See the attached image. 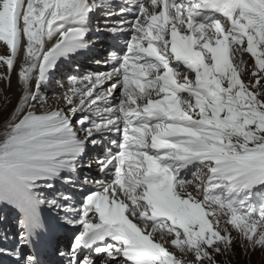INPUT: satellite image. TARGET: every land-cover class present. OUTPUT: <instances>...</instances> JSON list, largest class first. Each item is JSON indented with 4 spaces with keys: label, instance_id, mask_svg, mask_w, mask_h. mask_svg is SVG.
I'll use <instances>...</instances> for the list:
<instances>
[{
    "label": "snow or ice",
    "instance_id": "1",
    "mask_svg": "<svg viewBox=\"0 0 264 264\" xmlns=\"http://www.w3.org/2000/svg\"><path fill=\"white\" fill-rule=\"evenodd\" d=\"M258 251L264 0H0V264Z\"/></svg>",
    "mask_w": 264,
    "mask_h": 264
},
{
    "label": "rangeland",
    "instance_id": "2",
    "mask_svg": "<svg viewBox=\"0 0 264 264\" xmlns=\"http://www.w3.org/2000/svg\"><path fill=\"white\" fill-rule=\"evenodd\" d=\"M87 56L84 57V60L86 59ZM89 60H85V65L87 66H91L93 64L92 59ZM73 66H75V62H73ZM83 71H87L88 69L86 67L82 68ZM92 70H96V69H92ZM66 71V69L64 70ZM58 78L60 79H64V72L62 71ZM66 82V81H65ZM53 87H59L58 85H53ZM48 95L51 97L48 101L49 104H52L54 102V100H59L60 98V91H56V92H51L48 91ZM5 211L7 212L8 216L10 219L14 218L15 216V212L12 211L11 209H5ZM233 264H235V261L237 260V257H233ZM262 261H264V253L262 252H256L254 254H249V255H245L243 252L240 253L239 255V264H262Z\"/></svg>",
    "mask_w": 264,
    "mask_h": 264
},
{
    "label": "bare ground",
    "instance_id": "3",
    "mask_svg": "<svg viewBox=\"0 0 264 264\" xmlns=\"http://www.w3.org/2000/svg\"><path fill=\"white\" fill-rule=\"evenodd\" d=\"M84 57H85L84 55H81V56L76 58L77 61L79 62V64L82 66V68L86 67L88 69L87 71H91L93 68L95 69V66L93 64L91 66L85 65V60L87 59L90 61L91 58L89 56H87L86 59L84 60ZM100 70H103V69H100ZM13 81L15 83V77L13 78Z\"/></svg>",
    "mask_w": 264,
    "mask_h": 264
}]
</instances>
